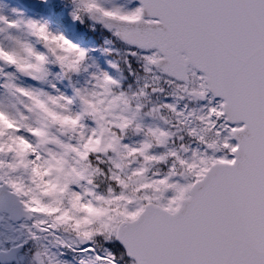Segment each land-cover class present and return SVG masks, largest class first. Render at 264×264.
<instances>
[{"label": "snow or ice", "instance_id": "1", "mask_svg": "<svg viewBox=\"0 0 264 264\" xmlns=\"http://www.w3.org/2000/svg\"><path fill=\"white\" fill-rule=\"evenodd\" d=\"M0 264H264V0H0Z\"/></svg>", "mask_w": 264, "mask_h": 264}]
</instances>
